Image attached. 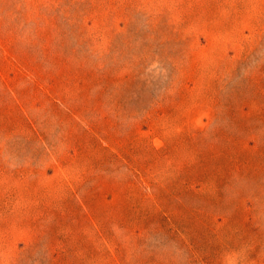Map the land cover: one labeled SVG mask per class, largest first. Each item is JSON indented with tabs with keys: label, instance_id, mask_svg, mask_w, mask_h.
<instances>
[{
	"label": "rangeland",
	"instance_id": "obj_1",
	"mask_svg": "<svg viewBox=\"0 0 264 264\" xmlns=\"http://www.w3.org/2000/svg\"><path fill=\"white\" fill-rule=\"evenodd\" d=\"M0 264H264V0H0Z\"/></svg>",
	"mask_w": 264,
	"mask_h": 264
}]
</instances>
